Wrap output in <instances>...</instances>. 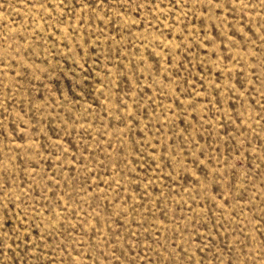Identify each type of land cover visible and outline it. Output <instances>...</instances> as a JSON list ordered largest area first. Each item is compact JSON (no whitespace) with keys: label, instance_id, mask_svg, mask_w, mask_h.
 <instances>
[{"label":"rangeland","instance_id":"obj_1","mask_svg":"<svg viewBox=\"0 0 264 264\" xmlns=\"http://www.w3.org/2000/svg\"><path fill=\"white\" fill-rule=\"evenodd\" d=\"M0 264H264V0H0Z\"/></svg>","mask_w":264,"mask_h":264}]
</instances>
